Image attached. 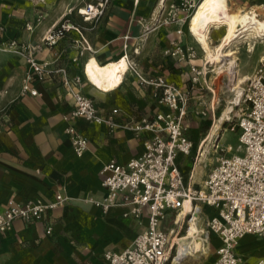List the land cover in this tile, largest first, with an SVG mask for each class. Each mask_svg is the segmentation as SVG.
I'll use <instances>...</instances> for the list:
<instances>
[{"label":"crops","instance_id":"obj_1","mask_svg":"<svg viewBox=\"0 0 264 264\" xmlns=\"http://www.w3.org/2000/svg\"><path fill=\"white\" fill-rule=\"evenodd\" d=\"M88 1L0 0V25L6 27V37L32 46L40 45L34 50L36 58L48 60L55 70L65 68L72 86L91 97L103 115L116 107L119 112L115 118L124 123L165 110L159 103L160 90L140 83L135 72L127 70L118 86L101 91L84 73V66L92 57L105 62L126 53L144 76L162 75L186 88L192 64L201 65L207 58L189 29V19L165 22L172 4L178 0H111L96 21L84 20L77 12ZM261 1L230 0V3L235 7H250ZM64 17L83 26L82 33L89 47L85 42H76L80 34L75 30L69 31L54 46L42 42L47 30ZM27 22L32 28L26 27ZM210 39L213 41L211 36ZM176 43L193 47L195 58L178 60L165 54V50ZM28 71L29 65L22 55L0 49V211L9 199L48 201L58 193L67 199L49 211L46 219H16L11 230L1 233L0 264H105V251H122L147 227L148 211L145 209L140 216H135L129 212L128 205H115L104 211L92 202L91 199L101 200L107 194L101 169L112 159L126 163L140 154L145 139L151 137L152 132L136 133L127 127L111 130L104 123L87 122L82 118L66 120L64 115L72 108V97L62 73L55 72L44 81H33L32 86L38 90V94L33 95L22 92ZM79 74L81 82L77 83L74 77ZM216 78L209 73L208 83L201 80L192 91L185 121L194 148L200 147L207 133L204 126L212 123L216 116V109L210 108L211 101L216 102ZM198 110H206L207 114H197ZM70 124L88 138V149L83 155L75 153L65 131ZM193 124L194 128H190ZM193 157L192 152L179 154L177 161L186 182L199 188L203 172L198 171L200 168L195 170L197 161L194 163ZM186 169L190 170V175L185 174ZM215 213L213 207L201 204L196 221L206 230L207 218ZM175 215V210L166 212L162 222L164 229L175 226ZM49 224L53 231L47 234ZM185 226L181 235H185ZM117 235L112 245V237ZM209 238L207 234L206 242L211 243L213 251L206 258L213 259L205 258V264H213L220 245L217 234L211 232ZM242 238L240 243L246 239H264V236L246 234ZM240 243L236 252L242 257L238 251ZM261 258L264 257H259L255 264ZM242 259L243 264H249L244 257Z\"/></svg>","mask_w":264,"mask_h":264},{"label":"built area","instance_id":"obj_2","mask_svg":"<svg viewBox=\"0 0 264 264\" xmlns=\"http://www.w3.org/2000/svg\"><path fill=\"white\" fill-rule=\"evenodd\" d=\"M110 2L111 0H89L77 12L84 20L96 21L105 13ZM196 5L195 0H178L172 4L169 16L164 18L165 22L189 19ZM180 13L183 16H179ZM26 27L32 28V25L27 22ZM71 30L80 34V39L76 42H85V46L89 47L82 33L83 26L68 17L49 28L42 42L54 46ZM5 33L6 27L0 25V49L22 55L29 65L22 87L23 93L37 95L38 90L32 86V82L47 80L53 73L60 72L72 97V108L64 115L66 120L82 118L87 122L104 123L111 130L127 127L136 133L152 132V136L145 139L144 149L140 154L126 163L112 159L101 169L102 184L107 188V194L101 200L91 199L92 202L104 211L115 205H128L129 212L135 216H140L145 209L148 211L147 227L122 251H105V264H184L190 259L192 252L183 251L181 242L188 235L189 223L197 220L201 204L211 206L216 211L207 218L206 232H202L205 240L208 232H213L220 238L213 264H243L242 257L236 252L239 240L246 234L264 236V62L253 70L247 80L242 94L246 111L230 128L235 130L238 126L241 130L239 148L242 153L228 155L233 146H220L217 141L215 147L212 145L214 153L220 152L215 159L216 165L210 168L204 184L197 188L186 182L177 158L179 154H191L194 148V142L187 133L185 119L192 91L201 80L208 83L211 69L207 59L201 65L192 64L189 85L181 88L162 75L144 76L137 64L125 53L123 57L128 60L127 70L135 72L140 83L160 90L159 103L166 109L154 116L144 115L123 123L115 118L118 108L114 107L109 114L103 115L91 97L72 86L65 68L55 70L50 67L48 60L39 61L34 50L40 45L21 43L16 38L6 37ZM165 54L178 60H190L195 58L196 50L176 43L173 48L166 49ZM86 66L87 63L84 73L91 80ZM81 77L80 74L76 75L74 81L81 82ZM212 103L213 101L210 108L214 109ZM196 113L207 114L206 110H198ZM65 131L75 153L83 155L88 149V138L72 124ZM66 199L62 193L48 201L22 202L9 199L0 211V234L11 230L16 219H46L49 211L63 204ZM186 201L190 202V208L178 219V214L186 207ZM168 210L176 211L175 226L164 229L162 222ZM185 225V235H181ZM52 231L53 226L49 224L46 233L50 234ZM257 264H264V258Z\"/></svg>","mask_w":264,"mask_h":264},{"label":"bare ground","instance_id":"obj_3","mask_svg":"<svg viewBox=\"0 0 264 264\" xmlns=\"http://www.w3.org/2000/svg\"><path fill=\"white\" fill-rule=\"evenodd\" d=\"M261 9H264L263 4H253L250 7H234L231 5L230 0H199L189 17V29L204 48L208 62H211L219 73L227 74L226 86L235 94L222 112L212 120L210 130L205 133L200 141L195 170L201 167L204 158L208 157L210 151H215L212 148V143L214 142L213 146L215 147L216 142L227 130V122L233 119L234 113H237L236 107L241 104L245 86L243 84L250 78V75L241 73L238 57L241 48L239 44H244L247 51L253 53L264 40V17L261 15ZM213 27H224V31H221L223 33H221L222 35L219 36L220 38L216 43L210 39V32ZM86 68L97 89L110 91L123 81L128 68V60L126 57L121 56L118 59L100 62L96 57H92L88 60ZM185 205L186 207L178 214V219L182 218L183 214L189 210L190 202L186 201ZM202 231L206 232L198 221H191L188 226V235L181 242L183 251L192 252L191 261H201L202 255L208 257L210 252L213 251L211 243L206 242ZM210 235L211 232H208V238ZM238 243H240V240Z\"/></svg>","mask_w":264,"mask_h":264},{"label":"rangeland","instance_id":"obj_4","mask_svg":"<svg viewBox=\"0 0 264 264\" xmlns=\"http://www.w3.org/2000/svg\"><path fill=\"white\" fill-rule=\"evenodd\" d=\"M262 2L264 3V0H262L260 3L262 4ZM231 5L234 6L232 3H231ZM261 12H262V14H261L262 17H264V9H261ZM222 30L224 31V27H221L219 29L212 28V31L210 32V36L213 39L214 43H216L219 39V36L222 35L221 34V33H223V32H221ZM239 46L241 47L240 51L238 52L241 73L242 74L247 73V74L251 75L253 70L259 64L264 62V40L258 45L256 51L253 53L248 52L246 49V46L244 44H239ZM208 66H209V69H211V71H210L211 75L217 76V78L215 80V87L217 89V97H216V102L214 105H215V109H216V115H219V113H221L222 110L227 105L228 101H230L235 96V94H234V92L230 91L226 86V83L228 80L227 74L226 73H219L215 69V66L211 62L208 63ZM246 84H247V81L244 82L243 86L244 85L246 86ZM236 110H237V113H234L235 116L233 115V119L227 122V124H226L227 130L224 132L223 136L219 140L220 146H227V145L233 146V150L231 152H229L228 155H231L233 153H239V154L242 153L241 149L239 148V144H240L239 136H240L241 130L238 128V126H236L235 130H231L230 128L232 127V125L234 123L238 122L240 116L243 114L244 111H246V104L241 101V104L236 107ZM211 125H212L211 122H207V124L203 128L204 131L208 132L210 130ZM194 126L195 125L193 124L192 126H190V128L191 127L194 128ZM193 153H194L193 161L196 162L198 159V155H199L198 147H195L192 150V155H193ZM218 154H220V152H218ZM218 154L210 151L208 153V157L204 158V161L202 162V165L199 169L200 171L202 170V172H203V178L202 179L204 181L207 177V174H208L210 168L213 167L214 165H216L215 159L217 157L216 155H218ZM209 157H211V158H209ZM185 174L190 175V170L186 169ZM203 180L201 182V185L204 184ZM118 236L119 235H117L115 238L112 237V245L114 244L115 239H117ZM238 251L246 259V261L249 264H255L259 257H264V239H262V238H260V239H254V238L253 239H246L245 241L240 243ZM201 257H202L201 261H196L199 263H196L195 261H189L188 260L189 262H187V264H203V263L205 264V262H206L205 261V258H206L205 255H202ZM209 258H210L209 261H212V257H209Z\"/></svg>","mask_w":264,"mask_h":264}]
</instances>
